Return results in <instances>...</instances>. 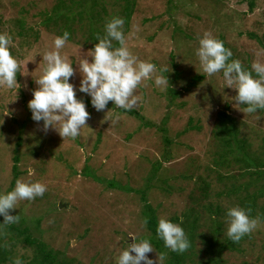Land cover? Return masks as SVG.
<instances>
[{
    "label": "rangeland",
    "instance_id": "obj_1",
    "mask_svg": "<svg viewBox=\"0 0 264 264\" xmlns=\"http://www.w3.org/2000/svg\"><path fill=\"white\" fill-rule=\"evenodd\" d=\"M253 1L250 10L248 0H135L133 13L123 26L126 46L138 60L167 70L157 72L136 90L140 99L133 110L142 120L120 113L111 101L103 111H97L90 97L77 91L90 116L76 139H63L51 128L42 131V122H34L28 108L38 88L35 80L46 66L42 57L54 50L56 37L40 27L39 14L51 10L58 0H0V33L13 38L10 52L19 63L16 79L20 85L17 92L0 86V192L15 187H11L15 164L19 180L46 185L42 197L19 201L10 214L19 216L15 225L24 220L32 239L51 251L56 262L116 264L120 252L133 242L130 235L137 242L149 238L151 234L142 223L140 191H145L158 220L176 219L174 223L179 225L196 203L200 224L195 232L204 235L210 226H203L209 217L199 206L204 195L201 187L207 196L202 204L212 202L222 211L240 206L246 194L257 190L260 184H253L238 165L232 169L230 164L214 165L216 151L219 147V152L223 151L214 134L218 124L233 125L232 131L244 143L247 154L261 156L264 109L244 112L245 106L233 100L235 90L224 85L222 72L208 76L195 56L199 38L207 32L222 41L232 52L230 59L239 60L245 69L252 71L255 62L264 64V48L259 43L264 44V0ZM98 4L104 6L108 22L123 16L126 2L98 0ZM19 20L24 23L22 36L15 25ZM84 37L81 28H76L73 40L61 50L74 69L79 68L80 59L91 61L86 53L93 44L84 45ZM155 75L167 76V90L154 84ZM198 76L202 79L195 81ZM80 79L77 71L70 83L78 86ZM113 110L120 117L115 124L111 123ZM108 183L114 188H108ZM233 186L239 187L237 197L227 195ZM255 205L258 217L264 198ZM38 219H42L39 225L35 223ZM218 221L223 242L226 213ZM198 235L194 245L198 264H264V218L243 237L236 252L226 250L220 259L211 260L207 253L197 256L199 249L204 252L208 248ZM7 240L2 239L1 244ZM5 247L12 258L6 264H13L17 257L23 264L39 262L34 246L19 242ZM157 254L154 249L147 255L156 260Z\"/></svg>",
    "mask_w": 264,
    "mask_h": 264
},
{
    "label": "clouds",
    "instance_id": "obj_2",
    "mask_svg": "<svg viewBox=\"0 0 264 264\" xmlns=\"http://www.w3.org/2000/svg\"><path fill=\"white\" fill-rule=\"evenodd\" d=\"M124 23V18L119 16L109 20L105 24L104 35L98 34L97 43L86 53L91 61L87 58L80 59L78 69H74L73 63L61 55L70 33L64 31L62 35L54 38V50L44 53L42 58L46 66L43 74L35 80L38 88L33 91L32 99L28 102L31 119L37 123L42 122V131L46 133L51 128L63 139H76L81 129L87 126L90 116L84 101L77 98V91L87 94L91 105L97 111H103L110 101L116 109L131 111L140 99L136 90L142 82L153 79L157 72L167 71L158 69L151 62L138 60L130 52L125 43ZM113 41L120 46L114 47ZM12 43L10 34L0 33V86L16 89L17 92L20 87L16 79L19 63L10 52ZM195 56L202 71L208 76L222 72L224 85L235 90L233 100L236 105L245 106L244 112L251 114L257 112V109H264V64L255 62L251 66L252 71L245 69L239 60L230 59L232 52L222 41L207 32L199 38ZM77 71L81 79L79 85L75 86L70 83V78ZM154 84L161 90H167L169 80L166 75H155ZM113 111L111 123L115 124L120 117ZM32 171L29 169L30 174ZM46 191V185L39 181L24 182L18 179L11 191L0 192V216L3 217L0 225L17 223L19 216L10 214V210L16 209L19 201H32L42 197ZM250 212L251 209L240 206L226 210V236L233 243L239 242L258 227L259 217H251ZM142 223L146 225L147 220ZM156 236L171 252L184 253L190 247L184 229L164 217L157 222ZM130 237L133 242L120 252L116 264H165V252L157 254L156 260L148 257V253L154 252L149 239H140L137 242L134 235ZM13 264L23 262L17 257Z\"/></svg>",
    "mask_w": 264,
    "mask_h": 264
},
{
    "label": "trees",
    "instance_id": "obj_3",
    "mask_svg": "<svg viewBox=\"0 0 264 264\" xmlns=\"http://www.w3.org/2000/svg\"><path fill=\"white\" fill-rule=\"evenodd\" d=\"M126 2V5L122 8V18H124V21L126 24L132 13H133V6L135 0H124ZM170 1V0H169ZM249 9L251 10L254 5L253 0H248ZM105 13L104 6L98 4V0H58L57 4L51 8L49 11L41 12L39 14V17L41 21L39 22L40 27L50 33L54 34L56 36H60L63 34L64 31H68L70 33L69 41L73 40V35L76 28H81V31L86 34V37H84L85 43L84 45H87V43L94 44L97 43V35H103L104 34V26L107 23V21L104 20L103 14ZM15 25L18 29L17 34L19 36H22L24 34V23L22 20H19L15 22ZM102 28V30L100 29ZM260 45L264 48V44H262L259 41ZM115 47H118L119 44L115 42L113 44ZM16 78H18L16 76ZM201 76L195 77V81H199ZM171 83V82H170ZM169 95L173 98L175 97V94L171 91H169ZM122 114H127L129 116H134L139 120H142L140 116L134 111H125L123 109L118 110ZM229 120V118H227ZM229 122L232 124V120H229ZM217 132H215L214 136L217 137V142L219 144H222L221 147H223V151H220V147L215 153V160L214 165L217 167H220L216 164H222L226 166H232L230 169L236 167H241L243 171H245L248 176L251 179V182L253 184H260L255 190V192L251 194H246L244 198L240 200V207L245 209H251L250 216L255 218V212L254 209L256 207V200L264 198V153H262L261 156H249L247 154V151L244 148V143L239 141L237 139V133H234L232 131V126H226V124L221 123L218 124ZM232 134V135H231ZM13 161L15 163L18 162L17 157H14ZM13 173V180L11 182V187L15 186L16 181L18 180L19 172H17V166L16 164L13 166L12 169ZM85 176L89 177V172H84ZM97 182L102 183L101 180L95 178L92 176ZM251 184V183H249ZM252 185V184H251ZM108 188H114L113 185L107 184ZM200 188V187H199ZM203 196L201 197L200 205L202 207V211L208 215L209 218L206 219V221L203 222V226L209 228L208 232L204 235L199 234L198 236L203 240H205L204 244L208 247L205 249L204 252H202V249H199L197 252V256H200L199 254H208L210 255L211 260L220 259V256L224 253V251H233L236 252L238 250V247L240 245V242L243 240V238L236 243H233L226 237V240L221 242L220 235L223 233L221 227L222 224L220 221H218L219 218H221V215L223 213H226V210L222 211L221 207L218 205H213L211 202L208 205L202 204V201L207 200L206 192L203 190L204 187H201ZM227 195H236V197L239 195L238 192L239 187H232L231 189L227 190ZM141 199L143 201V210L141 212L143 221L146 219L147 224L145 225L148 232L151 234L149 238L150 243L152 244L153 248L158 252H165L167 253V261L168 264H198V261H200V258L196 260V253H195V238L197 237L196 230L199 226V216L200 212H197L194 208H198L197 204H194V207L189 209L187 214L184 215L185 221L180 226L184 229L189 242L190 247L189 249L184 253H176L171 252L170 250H167L164 247L163 241L157 238L156 236V226H157V216L155 214V209H152V207L147 203L145 199V191H140ZM218 197L221 196V194L217 195ZM199 209V208H198ZM262 214H259L258 217L260 219L264 218V208L261 209ZM217 217V219H213L211 216ZM219 217V218H218ZM42 219H38L36 224H41ZM170 221L177 222L176 219H171ZM3 222V217L0 218V223ZM21 225H0V264H6L8 262L11 263V252L10 250L6 249L5 247L7 244H11L12 246L23 243L27 245L28 247H36V254L38 257L40 256L38 263H32V264H64L62 262H56V259L53 253L51 251H47L46 247L43 246L41 243L39 244L37 240L32 239V236L30 234V230L28 227H25L24 220L21 219L20 221ZM213 224V225H212ZM206 236V237H205ZM8 239L4 244H1L2 239ZM11 248V247H10ZM13 263V262H12Z\"/></svg>",
    "mask_w": 264,
    "mask_h": 264
}]
</instances>
